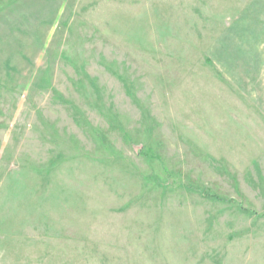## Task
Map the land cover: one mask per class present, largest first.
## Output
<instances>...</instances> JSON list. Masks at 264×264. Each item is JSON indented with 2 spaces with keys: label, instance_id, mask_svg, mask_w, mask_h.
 Masks as SVG:
<instances>
[{
  "label": "rangeland",
  "instance_id": "rangeland-1",
  "mask_svg": "<svg viewBox=\"0 0 264 264\" xmlns=\"http://www.w3.org/2000/svg\"><path fill=\"white\" fill-rule=\"evenodd\" d=\"M0 264H264V0H0Z\"/></svg>",
  "mask_w": 264,
  "mask_h": 264
}]
</instances>
